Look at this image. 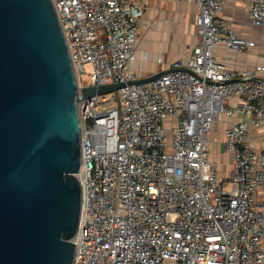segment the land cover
<instances>
[{
	"label": "built area",
	"instance_id": "1",
	"mask_svg": "<svg viewBox=\"0 0 264 264\" xmlns=\"http://www.w3.org/2000/svg\"><path fill=\"white\" fill-rule=\"evenodd\" d=\"M188 1L198 8L200 43L159 78L130 84L147 6L53 0L78 88L124 84L80 103L72 264H264V145L253 136L264 128V81L247 79L264 75V65L236 71L219 61L218 44L240 51L255 42L224 21L222 0ZM245 1L263 25L264 0ZM236 114L223 140L233 160L221 177L209 134Z\"/></svg>",
	"mask_w": 264,
	"mask_h": 264
},
{
	"label": "water",
	"instance_id": "2",
	"mask_svg": "<svg viewBox=\"0 0 264 264\" xmlns=\"http://www.w3.org/2000/svg\"><path fill=\"white\" fill-rule=\"evenodd\" d=\"M123 85L78 88L53 0H0V264H72L80 103Z\"/></svg>",
	"mask_w": 264,
	"mask_h": 264
},
{
	"label": "crops",
	"instance_id": "3",
	"mask_svg": "<svg viewBox=\"0 0 264 264\" xmlns=\"http://www.w3.org/2000/svg\"><path fill=\"white\" fill-rule=\"evenodd\" d=\"M135 1L147 6L140 19L135 41L132 69L137 76L150 77L171 70L176 60L186 61L200 43L196 28L197 6L188 0ZM222 6L220 15L224 21L239 36L254 41L255 45L238 51L225 44H218L215 47L216 58L236 71L264 65V24L252 23L245 0H222ZM247 79L264 81V75L255 73ZM241 119L240 114L230 117L224 115L214 124L213 129L218 123L221 124L222 140H224L225 129ZM253 136L257 145H264V128L253 129ZM232 160L231 155L226 170H222L224 174L220 173L221 177L227 176Z\"/></svg>",
	"mask_w": 264,
	"mask_h": 264
},
{
	"label": "rangeland",
	"instance_id": "4",
	"mask_svg": "<svg viewBox=\"0 0 264 264\" xmlns=\"http://www.w3.org/2000/svg\"><path fill=\"white\" fill-rule=\"evenodd\" d=\"M87 68L90 69V66H88ZM86 78L88 77L86 76ZM165 129L167 134L170 135L171 127L169 125H165ZM209 137L211 142V158L214 159V161L216 162L220 173L224 174V171L222 170H226V164L227 162H229L231 154L226 153L223 148L221 124L218 123V125H216V127L210 132Z\"/></svg>",
	"mask_w": 264,
	"mask_h": 264
}]
</instances>
